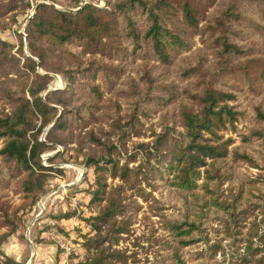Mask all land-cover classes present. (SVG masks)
I'll list each match as a JSON object with an SVG mask.
<instances>
[{
    "label": "trees",
    "instance_id": "16d2710c",
    "mask_svg": "<svg viewBox=\"0 0 264 264\" xmlns=\"http://www.w3.org/2000/svg\"><path fill=\"white\" fill-rule=\"evenodd\" d=\"M105 1L109 3V8L87 1L81 3L76 11L59 9L46 2L37 4L26 26L28 45L43 68L50 66L51 56L67 62L59 68L68 75L71 82L65 89L46 91L43 98L39 92L46 88L50 76L39 73L36 70V59L28 55H24L17 88L0 81V99L10 102L11 106L9 111L0 109V137L4 139L0 148L3 162L0 164V182L5 178L4 173L16 178L15 185L25 193L24 197L31 196V202L35 201L37 193L43 189V174L37 171L44 168L39 157L42 150L51 145L38 136L42 128L57 115L58 109L54 104H61L63 109L46 132V139L50 142H65L67 137L74 136L72 131L64 134L63 130L67 128L70 117L72 122L100 120L103 105L111 100L115 109L113 112L106 111L110 115L103 117L112 130L119 133L120 140L124 142L130 133L138 132L142 124L137 111L141 109L138 100L133 112L121 114L116 109L119 103L110 96L102 97L99 84L95 82L97 75L101 74L108 85L112 84V74L121 73L122 67L95 58L83 64L80 57L85 51L111 46L113 48L107 50L108 54H123L122 45H115L111 39L117 17L121 21L119 26L122 30L119 36L129 37L134 49L142 48L144 42L150 48L151 56L162 63L171 60V51L190 47V39L182 33V26H187L203 36V43L213 48L219 60L215 63V69L202 82V89L193 91L187 85L184 87L183 92L189 94L190 102L179 103V118L171 117L173 110H166L161 114L160 121L164 125L162 131H153L157 136L155 144L153 142L156 152L164 150L161 153L166 156L162 161L147 165L148 169L164 181L168 191L179 201V209L167 214L164 219V227L171 234V239L164 244L168 249L165 259L169 264H188L185 258L188 250L184 252V247L197 242L195 234L204 233L207 221L215 219L225 225L226 235L233 243L230 246L236 248L238 254L232 255L231 259L226 257L229 254L228 245L217 241L200 253L202 261L198 264H217L215 255L220 249L225 254L223 259H230L233 264H264V177L252 178L236 169L243 162L257 167L261 165L248 147L255 143L258 147H254V150L264 161V107L260 104L254 106V123L241 133V143L230 146L234 138L225 137L224 131L237 130L238 122L248 115V109L241 107L233 90L216 84V74L219 72L241 70L245 76H250L251 67L264 60L260 56L249 57V54H255L254 47L244 46L233 38L234 34L243 30L242 26L264 33V0H222L217 11L205 24H202L204 12L200 5L212 0ZM244 1L258 4L259 19L246 14L242 7ZM134 14L141 15L145 22L144 29H140ZM70 44L80 45L81 48L74 50ZM7 46L9 43L0 39V57L4 55L8 60L6 62L13 63L15 57L6 49ZM201 68V65H192L184 69V74L190 76ZM74 72L85 77L84 88L75 78ZM145 75L150 76V73ZM150 84L159 91L144 96L143 102H149L154 97L155 103L166 105L181 94L173 82L160 79L153 81L150 78ZM76 88L80 92H76ZM80 97L84 98L81 104L85 107L86 115L81 113L80 105H73L72 101ZM168 120H171L170 124ZM78 136L81 141L87 140L91 147V151L86 153V162L93 165L97 187L92 190L90 202L106 200V205L104 211L87 217L94 233L82 235L83 245L94 247L96 252L91 258L79 260L76 264H110L113 258L125 260L122 252H106L107 247L103 245L106 239L110 242L117 240L118 234L127 229L125 221L114 225L110 220L122 211L111 207L115 203V188L107 190L106 178L107 173H110L133 186L134 182L130 180L132 168L126 162L119 164L113 156L114 152H120L118 145L98 135L94 127L85 131L86 139L83 134L78 133ZM148 144L139 143L143 148L149 147ZM148 149L150 151V147ZM142 166L141 162L137 167L141 173ZM227 180L234 182L229 193L222 187ZM256 208L262 210L263 216L259 221H252L251 227L245 230L247 214ZM0 210V223L5 224L10 232L15 230V212L10 214L8 205H4L2 200ZM103 221L108 222V228L102 236L99 230L100 222ZM109 229L113 232H108ZM7 236L6 232H0V240ZM0 264L20 262L7 255Z\"/></svg>",
    "mask_w": 264,
    "mask_h": 264
},
{
    "label": "rangeland",
    "instance_id": "374dc122",
    "mask_svg": "<svg viewBox=\"0 0 264 264\" xmlns=\"http://www.w3.org/2000/svg\"><path fill=\"white\" fill-rule=\"evenodd\" d=\"M80 1L84 0H0V39L9 43L6 49L15 57L13 63L6 62L8 60H6L4 55L0 57L1 82L17 88L20 81L19 73L23 68L21 65L24 55H28L36 59V70L39 73H46L50 76L46 88L39 92L43 98L46 91L50 89H65L70 85L71 79L59 68L67 62H64L59 57L51 56L48 68H43L39 64L38 58L28 45L26 26L39 2L50 3L63 10L76 11L81 4ZM87 1L98 2V0ZM221 1L212 0L208 3H201L200 7L204 12L202 24L210 20L209 17L217 11ZM103 6L106 8L110 7L107 1H105ZM242 7L249 17L259 19L258 4L244 1L242 2ZM134 18L140 29H144L145 22L141 15L134 14ZM119 23L121 21L117 17L112 31L114 35H112L111 39L115 45H122L124 52L121 56L108 54L107 50L111 51L112 49L110 48H113L111 46L101 50L85 51L80 54V57L83 64L91 58H95L98 61L117 64L122 67L121 73L112 74V84L108 85L101 74L97 75L95 82L99 84L102 97L107 98L110 96L119 103L120 106L119 108L117 106L116 109L121 114L133 112L134 104L138 100L141 109L137 111L142 124L139 125L138 132L130 133L124 142L120 140L119 133L112 130V127L104 118L110 115L106 111L113 112L115 109L111 100L106 101L107 103L103 105V109L100 112V120L94 122L85 120L72 122L70 117L67 128L63 130H65L64 134L72 131L74 136L67 137L65 142H50L46 139V132L52 122L62 113L63 109L61 104H54L58 109L57 115L42 128L38 136L40 140L49 142L51 145L45 147L39 157L44 167L37 170L43 174V189L37 193L35 201L31 202V196L24 197L25 193L15 185L16 178L8 177L4 173L5 178L0 182V200L3 201L4 205H8L10 214L13 211L15 212L16 221V228L11 232L5 224L0 223V232L8 234L6 239L0 240V261L9 255L2 249V245L8 240L20 241L26 244L23 258H27L32 250L27 244L28 241H31L32 245L40 246L37 249L38 255H41L42 250L47 248L44 252H48L51 256H56L54 264H76L79 260L91 258L96 252L94 247L87 248L83 245L84 237L82 235L84 233H94L92 223L87 217L104 211L106 200L90 202L92 190L97 187L94 181L93 165L86 162V153L91 151V147L87 140L81 141L78 136V133L83 134L86 139L85 131L94 127L98 135L105 139L113 140L118 145L120 152H114L113 156L118 159L119 164L126 162L132 168L130 180L134 182L133 186H130L119 176H112L107 173V190L115 188L113 193L115 203L111 207H116L117 211H122V213L114 215L110 220L115 223L114 225L125 221L127 227L125 231L118 234L117 240L110 242L106 239L103 242V245L107 247L105 248L106 252L115 250L122 252L125 257V260L113 258L110 260V264H169L167 259H165L168 249L165 248L164 244L171 239V234L164 227V219L167 214L179 209L177 208L179 201L173 193L168 191L164 181L158 179L148 169L147 165L162 161L166 156L161 153L164 150L156 152L154 139L157 136L153 131H162L164 125L161 123V114L164 111L169 110L168 112H171L173 110L174 113L171 117L179 118V103L181 101L190 102L189 94L183 92L184 87L187 85L193 91L202 89V82L215 69V63L219 58L210 45L203 43V36L198 31H192L187 26H182L184 30L182 33L190 39V47L171 51V60L167 63L158 62L151 56V50L147 45H144V42H142V48L134 49L129 37H120L119 33L122 30ZM241 29L243 30L234 34L233 38L244 46L251 45L254 47L255 54H249V57L260 56L264 58V33L249 30L246 26H242ZM70 46L74 50L81 48L80 45L70 44ZM192 65H201L202 68L193 72L190 76L185 75L184 69ZM249 65L251 67V61H249ZM263 71L264 60L262 63H257L251 67L250 76H245L241 70L221 71L216 74V84L233 90L237 94L241 107L248 109V115L238 122L237 130L224 131L225 137L231 136L234 138L230 146L241 143V133L254 123V106L260 104L261 107H264ZM145 73H150V76L145 75ZM74 75L84 88L85 77L79 72H74ZM150 78L153 81L160 79L173 82L178 90L181 91V94L173 102L166 105L155 103L154 97L149 102H143L142 98L144 96H149L151 93L159 91L158 88L150 84ZM49 85L52 88L47 89ZM135 86L137 87L136 91ZM75 90L80 92L77 88ZM81 97L75 98L72 102L74 103L73 105H80L81 113L86 115L85 107L81 104L84 98ZM68 106L72 107L70 104ZM10 108V102L0 99V109L9 111ZM169 121L171 120H168V123ZM3 142L4 139L0 137V148ZM140 142H149L150 151L149 147H141L139 145ZM248 147L257 156L261 165L257 167L249 162H243L236 169L247 173L252 178H263L264 161L254 150V147H258V145L255 143L253 146ZM100 153L101 150L99 151ZM132 155H135V157L132 158ZM141 162L143 166L140 169L146 175L137 168ZM0 164H3L1 155ZM1 167L4 169L3 165ZM233 185L234 182L227 180L222 184V187L226 193H229ZM21 203H24L23 206H20ZM262 216L260 208L249 212L244 221V229L248 230L251 227V222L261 220ZM0 218H2L1 210ZM100 223L99 234L103 236L107 231L108 222L103 221ZM114 225L113 227H115ZM27 229H29L28 232ZM108 232H113V230L109 229ZM194 237L197 242L184 247V252L188 250L185 252L188 264H198L202 261L200 253L206 251L210 245L217 241L228 245L227 251L230 256L228 254L226 257L231 259L232 255L234 256L237 253L236 248L230 246L233 243L231 238L226 235L225 225L219 220H208L205 224L204 233H196ZM242 250L243 248H241ZM224 256L223 249L217 250L215 255L217 264H233L230 259L228 261L227 259L224 260ZM35 258L36 260L34 259L33 263L37 264V261H39L37 260L38 256ZM17 261L20 264L24 262V260Z\"/></svg>",
    "mask_w": 264,
    "mask_h": 264
},
{
    "label": "crops",
    "instance_id": "0c3cea01",
    "mask_svg": "<svg viewBox=\"0 0 264 264\" xmlns=\"http://www.w3.org/2000/svg\"><path fill=\"white\" fill-rule=\"evenodd\" d=\"M27 244L30 247V249H32L31 253L29 254L27 258H23V255L25 254L24 249L26 247V244L24 242H20V241L14 242V240H8V242L2 245V249L4 250L6 254L13 256L17 260H22V261L24 260L23 264H34L33 262H34V259L36 260L35 258L36 256H38L37 260H39L37 261V264H42V263L46 264L48 262L50 264L55 263L56 256L54 255L51 256L48 254V252H44V250H47V248L42 250L41 255H38L37 249L40 246L38 247L35 244L32 245L31 241H28ZM32 255H33V258L31 259Z\"/></svg>",
    "mask_w": 264,
    "mask_h": 264
},
{
    "label": "built area",
    "instance_id": "2783aa9c",
    "mask_svg": "<svg viewBox=\"0 0 264 264\" xmlns=\"http://www.w3.org/2000/svg\"><path fill=\"white\" fill-rule=\"evenodd\" d=\"M81 3L87 2V0L84 1H80ZM91 3L95 4V5H99V6H103L105 5V0H98V2L96 1H90Z\"/></svg>",
    "mask_w": 264,
    "mask_h": 264
},
{
    "label": "water",
    "instance_id": "95a60500",
    "mask_svg": "<svg viewBox=\"0 0 264 264\" xmlns=\"http://www.w3.org/2000/svg\"><path fill=\"white\" fill-rule=\"evenodd\" d=\"M73 10H75V9H73ZM49 88H52L50 85L47 87V89H49ZM83 172V171H82ZM31 223H32V221H31ZM30 223V224H31ZM29 231V229H27V232ZM33 258V255H32V257H31V259Z\"/></svg>",
    "mask_w": 264,
    "mask_h": 264
}]
</instances>
